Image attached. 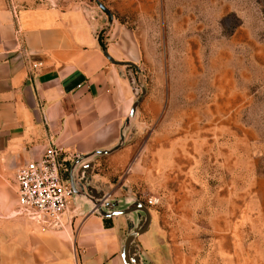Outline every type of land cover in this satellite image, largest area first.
Returning <instances> with one entry per match:
<instances>
[{
	"label": "rangeland",
	"instance_id": "obj_1",
	"mask_svg": "<svg viewBox=\"0 0 264 264\" xmlns=\"http://www.w3.org/2000/svg\"><path fill=\"white\" fill-rule=\"evenodd\" d=\"M50 1L77 4L89 17L104 19L101 3L128 30L126 40L138 57L139 72L133 75L146 95L136 133L117 152L95 160L92 184L110 186L112 198L133 196L146 206L151 197L157 199L147 206L150 230L138 239L151 264H245L252 259L264 264V0H164L151 7L144 0ZM208 37L225 41L226 70L230 50L236 46L243 53L234 65L245 75L236 80L240 101L233 108L214 114L218 103L211 102L209 115L200 110L193 117L195 107L204 104L194 96L207 87L189 76L201 62L188 61L186 55L195 41L201 44ZM250 49L258 52L257 74L250 73ZM209 88L216 92L218 87ZM201 154L209 155V174L196 182L186 160ZM77 157L62 151L66 180ZM12 183L17 187L15 179ZM77 213L73 208L74 218Z\"/></svg>",
	"mask_w": 264,
	"mask_h": 264
},
{
	"label": "crops",
	"instance_id": "obj_2",
	"mask_svg": "<svg viewBox=\"0 0 264 264\" xmlns=\"http://www.w3.org/2000/svg\"><path fill=\"white\" fill-rule=\"evenodd\" d=\"M157 1L164 2L144 0V6H157ZM113 19L89 17L86 10L72 3L53 7L37 0H0V264H123L124 218L77 213L79 217L62 228H47L18 214L17 187L12 183L17 166L38 159L51 148L81 156L117 142L118 138L105 146L119 137L135 101L128 73L136 72L129 66L111 64L103 51L120 62L137 63L138 57L134 58L126 40L127 28L116 22L115 16ZM105 32L101 46L98 37ZM115 36H120L116 43ZM224 43L204 38L201 44L195 41L186 55L188 61L201 62L189 76L201 78L207 87L194 96V101L204 104L202 109L195 107L193 117L200 116V110L209 115L211 102L218 103L213 113L224 115L240 101L236 80L245 71L237 70L234 63L241 62L243 53L232 48L226 70ZM246 55L250 73L257 74V50L250 49ZM211 85L218 87L217 93L211 92ZM137 113L138 109L132 123L135 133ZM209 162L208 154L187 159L189 176L201 182L209 174ZM180 163L177 160L178 170ZM100 186L110 194V186ZM249 262L258 264L254 259Z\"/></svg>",
	"mask_w": 264,
	"mask_h": 264
},
{
	"label": "water",
	"instance_id": "obj_3",
	"mask_svg": "<svg viewBox=\"0 0 264 264\" xmlns=\"http://www.w3.org/2000/svg\"><path fill=\"white\" fill-rule=\"evenodd\" d=\"M98 6L112 20L110 11L101 3ZM103 55L111 64L129 66L136 71V74L139 72L138 66L133 62L116 61L106 50L103 51ZM128 81L135 101L120 128L117 142L109 148L97 149L77 157L69 167L67 183L72 189V203L79 215L94 214L104 219L124 218L126 234L120 247L123 264H151L148 256L141 251L137 243L138 238L150 229L152 219L149 208L133 196L111 198L108 189L92 184L95 160L120 150L135 133L132 123L136 117L137 109L146 95V89L138 83L132 70L128 73Z\"/></svg>",
	"mask_w": 264,
	"mask_h": 264
},
{
	"label": "built area",
	"instance_id": "obj_4",
	"mask_svg": "<svg viewBox=\"0 0 264 264\" xmlns=\"http://www.w3.org/2000/svg\"><path fill=\"white\" fill-rule=\"evenodd\" d=\"M48 1V5L57 6ZM36 69L37 65H33ZM62 150L51 148L38 159L26 162L16 173L18 214L35 220L47 228H62L73 218L72 189L62 170ZM150 198L147 206L157 204Z\"/></svg>",
	"mask_w": 264,
	"mask_h": 264
},
{
	"label": "trees",
	"instance_id": "obj_5",
	"mask_svg": "<svg viewBox=\"0 0 264 264\" xmlns=\"http://www.w3.org/2000/svg\"><path fill=\"white\" fill-rule=\"evenodd\" d=\"M98 41H99L100 45L103 46V39L100 36L98 37Z\"/></svg>",
	"mask_w": 264,
	"mask_h": 264
}]
</instances>
